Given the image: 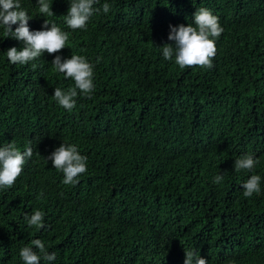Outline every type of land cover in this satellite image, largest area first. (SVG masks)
<instances>
[{
  "label": "trees",
  "instance_id": "1",
  "mask_svg": "<svg viewBox=\"0 0 264 264\" xmlns=\"http://www.w3.org/2000/svg\"><path fill=\"white\" fill-rule=\"evenodd\" d=\"M48 2L55 15L44 17L38 0H20L30 30L47 19L68 32L55 55L84 56L94 91L61 108L55 88L74 81L54 70L55 55L13 65L6 53L23 42L0 27V147L33 149L0 190V264H23L34 239L56 254L52 264H184L185 249L208 264H264V0H99L75 31L63 19L70 0ZM200 7L223 28L213 67L181 70L159 48L174 43L170 25L194 26ZM63 143L87 157L77 184L46 160ZM247 154L259 163L235 172ZM252 174L261 190L245 198ZM34 210L42 229L27 225Z\"/></svg>",
  "mask_w": 264,
  "mask_h": 264
},
{
  "label": "clouds",
  "instance_id": "2",
  "mask_svg": "<svg viewBox=\"0 0 264 264\" xmlns=\"http://www.w3.org/2000/svg\"><path fill=\"white\" fill-rule=\"evenodd\" d=\"M96 3H99V0H70L68 13L63 16L67 27L73 31L86 30L90 17L101 10L93 7ZM37 5L39 14L42 16L55 15L48 0H38ZM102 10L105 14L109 13L110 5L104 3ZM31 19L28 12L22 9L20 0H0V27L4 29V35L23 42L21 49L12 47L6 53L7 59L13 65H26L37 60L44 53L49 55L60 53L66 48L69 41V33L62 31L55 23H49L47 19L43 30H30L29 21ZM13 25H18L15 31H13ZM169 27L168 40L174 43L165 44L159 48L165 60L174 58L175 64L181 70L196 66L208 69L213 67L212 60L217 52L215 40L223 32L218 17L213 15L209 9L200 7L194 13V26L190 23L188 26L181 24ZM52 65L56 72L64 74L66 79L74 81V87L68 88L67 91L59 87L55 88L53 98L61 108L69 112L72 111L76 107L75 98L78 94L91 98V93L94 91V66L84 56L73 53L71 58L64 59L60 55H55ZM32 67L35 68L36 64L33 63ZM32 156L31 146H26L22 153L17 148L15 141L0 147V190L10 189L14 186L15 181L22 174L24 164ZM46 160L51 161L53 167L63 173L62 183L64 185L79 183L78 177L87 171V157L80 154L76 144L63 143ZM258 163L259 160L255 159L252 154H247L235 159L234 169L235 172L251 171ZM223 179L224 175L218 174L214 183L220 184ZM260 184L261 177L252 174L242 184L243 196L251 198L254 194H259ZM44 216L43 211L34 210L31 215H25V220L29 227L42 229ZM185 254L184 264H208L200 253L185 249ZM20 257L23 264H40L41 259L46 264H52L56 260V254H49L44 242L40 239H34L29 245L23 247Z\"/></svg>",
  "mask_w": 264,
  "mask_h": 264
}]
</instances>
